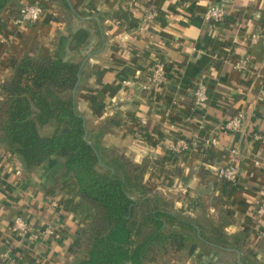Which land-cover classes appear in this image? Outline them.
I'll return each instance as SVG.
<instances>
[{
    "label": "crops",
    "instance_id": "crops-1",
    "mask_svg": "<svg viewBox=\"0 0 264 264\" xmlns=\"http://www.w3.org/2000/svg\"><path fill=\"white\" fill-rule=\"evenodd\" d=\"M28 4L43 8L39 22L10 32V20ZM213 4L227 8L220 25L205 20ZM148 9L155 16L142 24ZM79 32L86 35L80 45ZM255 33L264 35V0H18L0 14V89L24 54L82 61L76 107L89 128L105 130L101 145L148 166L144 184L172 198L182 214L195 217L205 208L215 215L211 200L217 198L233 213L227 235L244 238L264 264V213H257L264 205V54L250 40ZM243 56L249 66L239 72L234 64ZM156 62L165 65L166 83L145 90ZM199 79L208 100L195 110ZM237 115L240 130L227 131L225 123ZM177 140L186 143L180 153L171 151ZM231 158L241 170L235 185L215 174ZM59 172V162L49 159L27 175L21 160L0 144V253L14 264L72 262L69 249L78 229L91 222L92 210L77 196L75 180H59ZM15 216L32 229L51 227L59 238L42 236L27 246L11 231ZM232 259L238 264L234 256L196 249L173 264Z\"/></svg>",
    "mask_w": 264,
    "mask_h": 264
},
{
    "label": "trees",
    "instance_id": "trees-1",
    "mask_svg": "<svg viewBox=\"0 0 264 264\" xmlns=\"http://www.w3.org/2000/svg\"><path fill=\"white\" fill-rule=\"evenodd\" d=\"M17 1L0 0V14ZM75 38L80 45L86 35ZM84 74L82 61L24 54L0 89V144L27 175L58 161V179H74L77 196L92 210L69 249L71 264H173L196 249L261 264L244 238L227 235L233 213L217 198L211 200L215 215L205 208L195 217L182 214L172 198L144 184L148 166L101 145L105 130L89 128L76 107Z\"/></svg>",
    "mask_w": 264,
    "mask_h": 264
},
{
    "label": "built area",
    "instance_id": "built-area-1",
    "mask_svg": "<svg viewBox=\"0 0 264 264\" xmlns=\"http://www.w3.org/2000/svg\"><path fill=\"white\" fill-rule=\"evenodd\" d=\"M43 13V8L38 4H28L24 5L20 10L17 17L10 20L9 29L10 32H16L17 30H22L23 28L30 27L39 22V19ZM144 20L142 24H148L149 20L153 19L155 13L150 12L149 9L144 13ZM227 17V8L223 5H210L205 12V20L208 23H213L214 25H220L224 22ZM143 30L142 27H139ZM9 38V37H8ZM8 38L1 39L3 44H10L11 39ZM251 42L256 44L259 43L261 46V51L264 54V35L261 33H255L251 35ZM249 66V58L243 56L237 60L234 64V68L239 71H245ZM167 76L165 72V65L162 62H156L152 65L151 72L147 77L146 84L144 85L145 90H149L153 87H160L166 83ZM208 100L207 86L203 79H199L193 90V104L195 110H201L205 107ZM147 124V118H141L140 125L144 126ZM242 124L241 115L228 120L224 127L227 131L236 133L240 130ZM213 142V140H212ZM186 149V143L182 140H177L171 147V151L175 153H180ZM233 156L237 155V150H231L230 152ZM230 164L224 167L216 168L215 174L219 180L235 185L239 182L241 177V170L239 166L235 163V160L231 158ZM51 206H56L54 202L50 204ZM258 214L264 213V205H261L257 210ZM11 231L16 238L26 241L29 246L31 243L36 242L42 236H49L55 239L59 238L58 232L54 231L51 227H45L43 229H32L29 224L20 216H15L13 218V223L11 226ZM7 260L9 264H14V262L9 259L8 253H0V260Z\"/></svg>",
    "mask_w": 264,
    "mask_h": 264
},
{
    "label": "clouds",
    "instance_id": "clouds-1",
    "mask_svg": "<svg viewBox=\"0 0 264 264\" xmlns=\"http://www.w3.org/2000/svg\"><path fill=\"white\" fill-rule=\"evenodd\" d=\"M136 162H137V163H139V162H140L139 158H137Z\"/></svg>",
    "mask_w": 264,
    "mask_h": 264
},
{
    "label": "water",
    "instance_id": "water-1",
    "mask_svg": "<svg viewBox=\"0 0 264 264\" xmlns=\"http://www.w3.org/2000/svg\"><path fill=\"white\" fill-rule=\"evenodd\" d=\"M238 264H240V262H238Z\"/></svg>",
    "mask_w": 264,
    "mask_h": 264
},
{
    "label": "rangeland",
    "instance_id": "rangeland-1",
    "mask_svg": "<svg viewBox=\"0 0 264 264\" xmlns=\"http://www.w3.org/2000/svg\"><path fill=\"white\" fill-rule=\"evenodd\" d=\"M232 262H233V259H232Z\"/></svg>",
    "mask_w": 264,
    "mask_h": 264
}]
</instances>
